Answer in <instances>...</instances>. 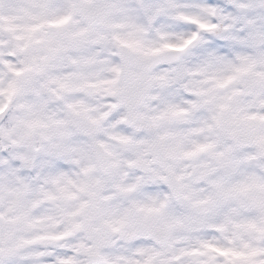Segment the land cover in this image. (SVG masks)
<instances>
[{
    "label": "clouds",
    "instance_id": "clouds-1",
    "mask_svg": "<svg viewBox=\"0 0 264 264\" xmlns=\"http://www.w3.org/2000/svg\"><path fill=\"white\" fill-rule=\"evenodd\" d=\"M0 264H264V0H0Z\"/></svg>",
    "mask_w": 264,
    "mask_h": 264
}]
</instances>
